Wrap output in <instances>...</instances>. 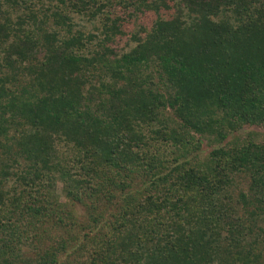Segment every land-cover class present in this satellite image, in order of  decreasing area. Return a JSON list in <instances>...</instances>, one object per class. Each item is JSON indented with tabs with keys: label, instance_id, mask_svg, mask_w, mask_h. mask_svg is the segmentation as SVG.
<instances>
[{
	"label": "trees",
	"instance_id": "16d2710c",
	"mask_svg": "<svg viewBox=\"0 0 264 264\" xmlns=\"http://www.w3.org/2000/svg\"><path fill=\"white\" fill-rule=\"evenodd\" d=\"M180 2L0 0L1 264H264V0Z\"/></svg>",
	"mask_w": 264,
	"mask_h": 264
},
{
	"label": "rangeland",
	"instance_id": "374dc122",
	"mask_svg": "<svg viewBox=\"0 0 264 264\" xmlns=\"http://www.w3.org/2000/svg\"><path fill=\"white\" fill-rule=\"evenodd\" d=\"M181 0H168L169 8L161 7L160 10H148V9H137L135 8L137 5L131 6V12L127 11L126 7L120 4V0H112L114 8L112 10L116 12L120 16H124L122 21V28L126 31L124 35H118L116 43L113 45L118 51H129L136 42L134 41L132 35L141 33L142 27L150 29L152 24L158 18L170 19L175 15L182 14L184 18L188 19L186 15L187 11L183 8ZM124 4V3H123ZM182 12V13H180ZM73 21L75 22V29H79L83 31L85 34L88 33H97L100 32L103 28V16L97 15L93 16L91 13H84V12H72ZM95 42L99 41V38H95ZM251 135L257 141L262 142L264 141V128L258 126H250L241 129L238 133L231 134L228 140L232 139L234 136L246 137ZM212 144V143H211ZM218 144H214L210 147L209 141H205L203 149L201 150L202 157L206 156L207 150L217 146ZM248 186L247 181L242 176L239 180L238 188L236 187V183L233 189V198L234 202H232L236 207V192L243 189L246 190ZM58 191L62 194L61 187L59 186ZM228 201V200H227ZM78 210L81 208L79 206L76 207ZM250 238L255 243L256 240L258 241L259 246L264 248V238L261 230L259 228H255L253 232L250 234ZM256 239V240H255ZM264 251V250H263ZM1 264V262H0Z\"/></svg>",
	"mask_w": 264,
	"mask_h": 264
}]
</instances>
